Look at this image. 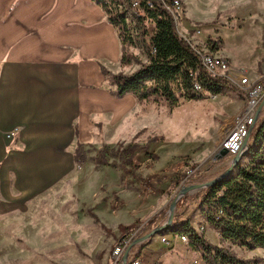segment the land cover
<instances>
[{"label": "rangeland", "instance_id": "1", "mask_svg": "<svg viewBox=\"0 0 264 264\" xmlns=\"http://www.w3.org/2000/svg\"><path fill=\"white\" fill-rule=\"evenodd\" d=\"M181 1L176 27L180 35L226 57L235 69L251 76L264 73V0ZM147 27L151 31V24ZM145 38L129 47L140 63L120 64L124 70L118 72L130 74L147 61L149 36ZM105 84L107 91L114 89L110 80ZM136 101L123 117L121 132L115 135L114 126L103 131L98 124L101 140L81 143L84 161L76 163L79 166L67 178L23 201L13 192L8 199L0 193V264H193L197 257L207 264L203 250L192 246L188 237L174 243L168 232L167 237L164 232L149 235L168 220L170 204L183 188L165 228L188 219L199 225L208 243L264 264V248L248 250L222 240L209 223L203 226L198 184L188 177H212L228 169L233 156L221 149V139L225 125L243 108L245 93L225 86L218 94L204 92L203 98L186 99L176 107ZM254 135L255 129L253 145ZM102 149L105 163L98 162ZM247 158L242 155L239 161L244 164ZM156 205L162 206L157 226L142 227ZM134 223L137 229L124 237L122 227ZM159 234L167 241L162 243Z\"/></svg>", "mask_w": 264, "mask_h": 264}, {"label": "crops", "instance_id": "2", "mask_svg": "<svg viewBox=\"0 0 264 264\" xmlns=\"http://www.w3.org/2000/svg\"><path fill=\"white\" fill-rule=\"evenodd\" d=\"M120 56L118 32L94 0H0V193L5 199L13 192L23 201L52 188L79 166L77 142H99L101 128L121 132L123 117L137 101L133 94L116 97L107 91L101 70H124ZM15 127L18 133L9 136ZM161 207L154 206L150 215ZM190 225L201 235L199 225ZM203 226H209L204 219ZM167 232L171 239L178 235L166 229V237Z\"/></svg>", "mask_w": 264, "mask_h": 264}, {"label": "trees", "instance_id": "3", "mask_svg": "<svg viewBox=\"0 0 264 264\" xmlns=\"http://www.w3.org/2000/svg\"><path fill=\"white\" fill-rule=\"evenodd\" d=\"M107 15L109 22L116 28L121 42L120 64L140 63L137 55L129 50L140 40L149 36L147 48L148 59L130 74L111 73L101 66L103 75L114 86L110 93L116 97L126 93L133 94L138 102L153 100L165 102L170 107L178 106L186 99H201L204 92L218 94L225 86L233 87L218 76H212L201 66L200 60L190 43L176 30L174 21L165 9L159 8L155 0L153 7L141 0L135 13L128 15L126 8L129 0H94ZM130 17L131 21L127 18ZM151 24L149 31L147 25ZM191 71V74L189 73ZM197 73V74H195ZM201 84V90L194 88V80ZM253 142L249 138L248 149L243 154L248 157L246 163L238 161L235 170L213 181L227 168L216 175L203 176L193 173L188 176L198 185L207 184L198 190L201 213L205 220L214 227L222 240L231 242L248 250L264 248V120L254 127ZM259 140V142H258ZM82 145L77 142L74 149V161H84ZM105 149L99 151L98 162L105 163ZM180 181H177L179 184ZM222 213L217 216V212ZM161 214H154L144 224V228L157 226ZM165 222H161L160 226ZM127 234L137 229V224L122 227ZM152 228V229H153ZM142 229V228H141ZM168 230L170 233H185L192 246H199L204 253L207 264H254L249 259L239 258L233 252L212 245L197 233L188 219L173 222L169 228H162L159 233ZM147 241L139 247L146 246ZM139 253H136V257Z\"/></svg>", "mask_w": 264, "mask_h": 264}, {"label": "built area", "instance_id": "4", "mask_svg": "<svg viewBox=\"0 0 264 264\" xmlns=\"http://www.w3.org/2000/svg\"><path fill=\"white\" fill-rule=\"evenodd\" d=\"M141 0H129L127 6L119 5V9L126 8L132 15L135 9L139 8ZM146 5L153 7L154 4L151 0H145ZM156 5L165 9L170 13L175 27H178L177 14L182 15V2L181 0H155ZM130 17L127 18V20ZM182 20V19H181ZM180 26V25H179ZM181 32H184L183 28ZM182 36V35H181ZM188 41L198 56L201 66L212 76L223 78L231 85L237 86L245 93V104L243 108L235 115L232 121L225 125L223 136L221 139L220 147L225 149L227 154L233 156L243 155L248 149L249 138L259 121L264 120V115L261 116L262 108L264 107V73L256 76H251L245 69H235L230 65L226 57L215 54L204 47H199L193 40V37L182 36ZM191 74V71H189ZM197 74V73H195ZM194 88L201 90V84L195 79ZM19 128L11 129L7 134L9 136H16ZM232 162V161H231ZM222 213L221 210L217 212V216ZM203 230V227H200ZM180 241H187L185 233L175 235ZM161 241H167L165 237H161ZM202 258H196L193 264H201ZM132 264H139L134 261Z\"/></svg>", "mask_w": 264, "mask_h": 264}, {"label": "water", "instance_id": "5", "mask_svg": "<svg viewBox=\"0 0 264 264\" xmlns=\"http://www.w3.org/2000/svg\"><path fill=\"white\" fill-rule=\"evenodd\" d=\"M241 156H242V155H237V156H235V157L233 158L232 162L230 163L228 169H227L225 172H223L221 175H219L217 178L213 179V181L219 180V179L222 178L223 176L229 174V173L232 171V169H233V167L235 166V164L239 161V159H240ZM197 186H198V188H201V187H205V186H207V184H204V185H197ZM185 190H186V189L183 188V189L180 191V193H179V194L173 199V201L171 202L170 207H169V211H168V215H169L168 220H167L166 222H164V224H162L161 227L156 228L154 231H152L151 233H149V235H151V234H155V233H158L159 230H160L161 228H164V227H166L167 225H169V224L171 223V220H172L173 215H174V209H175V206H176V202H177L178 198H179V197L185 192ZM149 235H147L146 237H148ZM146 237H145V238H146ZM124 262H125V260H124ZM122 264H125V263H122Z\"/></svg>", "mask_w": 264, "mask_h": 264}]
</instances>
